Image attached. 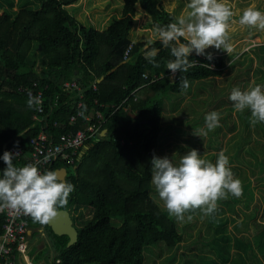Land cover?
I'll use <instances>...</instances> for the list:
<instances>
[{
	"label": "trees",
	"instance_id": "obj_1",
	"mask_svg": "<svg viewBox=\"0 0 264 264\" xmlns=\"http://www.w3.org/2000/svg\"><path fill=\"white\" fill-rule=\"evenodd\" d=\"M77 1L23 0L18 10H9L0 4V176L6 168L2 159L3 145L23 150V154L13 160L14 166L23 167L29 159L31 139L41 131V126H31L35 108L30 109L28 97L19 93L21 85L38 82L45 87L44 114L48 117L42 124L48 139L54 143L64 142L69 135L88 126L92 121L86 115L92 111L97 116L95 110H99L106 118L102 126V129H107L106 135L87 142L89 148L73 165L58 160L51 167L55 171L62 166H67V169L72 166L73 171L69 173L68 170L67 182L74 185V191L65 208L88 211L89 216L82 226H76L78 241L75 244L68 246L69 237L66 235H54L57 240L53 241V247L58 254L52 255L49 263L145 264V248L159 244H163L161 247L166 252L174 250L168 258L172 259L182 247V242L188 247L197 239L187 243L188 238L180 230L177 218L151 196L154 190L151 160L153 155L159 157L162 137L170 133L169 130L164 133L161 130L167 126L165 121L162 122L163 112H178L185 118L196 115L197 111L188 106L189 100L184 101V96L192 91L193 83L197 84V92L191 101L199 107H210L212 103L217 107L224 103L230 105L233 102L229 96L233 88L243 89L242 80L234 84L231 83L234 77L227 78L226 85L219 87L217 78L228 68L223 57L212 55L209 60L207 56H197L193 52L189 60L196 66L187 73L178 71L171 81L167 63L174 57L170 48L164 47L157 35L153 42L148 38L137 41L139 35L136 34L137 27L135 29L138 7L151 18L145 28H154L156 24L166 26L177 21L175 14L167 11L161 0H121V17L102 28L80 22L73 9L65 8ZM8 3L9 7L14 6L12 0ZM112 3L116 13L120 12L119 1L112 0ZM33 4L36 8L32 7ZM97 21L100 23L102 20ZM181 42L186 43L184 38ZM130 45V55L125 58L124 52ZM152 48L158 50L154 60L159 67L146 59V53ZM253 51L260 66L264 67V46H254ZM38 58H42L45 64L41 72L36 68ZM252 65L253 60L247 66ZM259 71H264V68ZM242 72L247 73V69H238V73ZM75 76L79 77L78 83L84 89L83 97L75 96L68 101V92L62 91L61 84ZM181 77L189 81L186 90L181 88ZM204 85H210L214 91L220 92L219 95L214 94L212 98L203 96ZM56 96L59 99L55 107ZM79 102H84V107L79 109ZM80 110H83V116L77 115ZM224 111L228 117L233 108L226 107ZM236 112L239 123L234 118L230 121L224 117L230 122V130L234 131L240 124L239 138L234 141L235 157L240 159L242 153L247 152L264 170V158L261 157L264 155V142L255 139L259 149L250 146L253 131L264 137V122H257L253 130L251 111ZM132 113L138 118L135 119ZM199 113L202 111L196 116ZM74 115L76 119L72 121ZM167 118L177 121L175 116L167 115ZM194 122L188 120L187 124L194 125ZM169 126L173 136L180 134L173 124ZM22 131L25 132L17 136ZM216 131L219 134V130ZM218 138L212 142L221 147L222 141ZM174 156L172 158L175 159ZM30 220L33 219L30 217ZM4 222L5 213L0 211V234ZM211 222L208 224L213 227ZM258 227L262 238L264 226L258 224ZM203 243L209 245V241ZM212 247L216 248L218 257L228 259L217 246ZM185 258H182V263H190ZM212 263L215 262L201 261V264Z\"/></svg>",
	"mask_w": 264,
	"mask_h": 264
},
{
	"label": "rangeland",
	"instance_id": "obj_2",
	"mask_svg": "<svg viewBox=\"0 0 264 264\" xmlns=\"http://www.w3.org/2000/svg\"><path fill=\"white\" fill-rule=\"evenodd\" d=\"M8 1L9 0H0V4L6 9L18 10L23 0H12L13 7H9ZM118 1L119 9L121 8V10L117 13L112 0H78L65 8L73 9V14L80 22L86 23L88 26L95 27L96 25L98 28H102L107 24H111L114 19L121 17L123 2L121 0ZM189 2L190 0H161L163 7L167 11L173 12L177 18L186 16L189 11L187 9V4ZM222 2L228 4L235 14L230 21L229 28L228 42L231 45L232 51L227 53L222 49H215L213 47L206 49L205 55L202 56H207L209 53L211 55H219L222 56L227 63L228 68L225 69L223 75L217 78L219 87H224L226 85L227 78L234 77L231 83L236 84L242 80L241 86L243 89H240L242 91L248 90L251 86L257 84L261 85L262 90H264V84L262 83L264 81V71H259V69L264 67L260 66L259 60L253 51L254 46H264V30L241 25L239 23L243 10L252 5H255L257 10L264 12V0H222ZM102 3H104V7ZM35 4H33V8H36ZM136 16L137 21L135 29L137 27L136 34L139 35L137 36V41L146 40L149 37H151L150 39L152 42L156 40L157 36L153 32V28H145L151 21L147 13L144 12L141 7H138V14ZM98 19L102 21L98 23ZM232 22L236 23V25H231ZM251 60H253V65L251 67L247 66ZM233 62L235 65H230ZM40 67L41 66L38 68L41 72ZM240 68H246L248 74L245 72H242V74L238 73V69ZM171 81H173V79H171ZM195 89L197 92V85H195ZM201 93L203 96L212 98L214 94L219 95L220 92L214 91L210 85H204V89ZM184 98V101L186 99L189 100L190 103L188 106L195 109L197 114L201 110L204 115L199 113L198 116H196L197 114H191L186 117L190 122H192V120L196 122H194V125L189 126L187 123L182 122V120L186 119L185 116H179L177 115L178 113H168L167 115H169V117L175 116L177 118V116H179L178 124H181L178 126L184 128V132L180 134L177 133V135L173 136V130L169 125L173 124L172 121H174V119L169 121L166 117V120L163 121H165L167 126L161 130L163 133L169 130L170 133L164 134L162 137V144L158 148L159 157L163 158L167 156L172 160L174 165H178L182 156L186 155L191 150H197L201 158L215 163L219 153L223 151L229 158L228 166L233 172L234 178L239 179L242 183L243 195L238 198V200H235L234 196L231 194H229L227 198L219 200L217 202V209L212 214L213 216L205 215L199 209L186 212L183 221L177 219L181 227L180 230L184 232L185 237L188 238L186 240L187 243L194 239L197 240L192 241L188 247L182 242V247L175 252L176 255L172 257V259L168 258L174 253V250L166 252V250L161 247L163 244L147 247L145 248V264H183L182 261L185 257V259L190 262L186 264H201V261L206 260H212L215 262L214 264H264V236L260 238L261 229L258 227V224L264 226V170H262L256 160L247 152H243L240 159L235 157L234 141L239 138L240 131L238 128L240 124L237 125L233 131L229 129L230 122L228 123L227 119H224V117L229 118L231 121V118H234L237 123H239L233 103L230 105L224 103L221 107H217V104L214 105L213 103L210 107H199L198 104L191 101L192 96H190L189 93H187ZM230 106L233 108V111L232 113H227L229 115L227 117L224 110L226 107ZM213 111L220 114V127L213 131H209L207 136L201 135L199 137L194 135V133L200 129L206 130L205 118H202V116H206ZM251 125L253 126L252 123ZM216 130H219V134ZM253 130H255L254 126ZM214 131H216L215 134ZM252 135L254 138L250 146H256L255 148L259 149L260 146L257 145L259 143H255L254 140L256 139L264 142V137L259 136L255 131H253ZM217 138L222 141L221 147L217 146L218 144L215 142H212V140ZM248 145L249 144H247V147ZM174 155H176L177 159H174ZM172 156L174 157L172 158ZM261 157L264 158V155L262 154ZM68 170L70 171L69 173H71L73 171L72 166H69ZM153 187L154 190L151 196L166 209L154 185ZM71 214L74 224L78 227L82 226L89 216L88 211H79L75 208H71ZM189 216L192 217L191 220L188 219ZM211 220L213 222H211L213 227L208 224V221ZM46 234L47 238L45 240L42 239V243L51 244L53 241L57 240L56 236L48 231V228ZM224 238H226V240ZM203 241H209V245H205ZM211 245L214 247L217 246L220 251L226 253L228 259L223 260L218 257L215 251L216 248H213ZM34 249H38V246H34ZM182 253H185L187 256L185 254L182 255Z\"/></svg>",
	"mask_w": 264,
	"mask_h": 264
},
{
	"label": "clouds",
	"instance_id": "obj_3",
	"mask_svg": "<svg viewBox=\"0 0 264 264\" xmlns=\"http://www.w3.org/2000/svg\"><path fill=\"white\" fill-rule=\"evenodd\" d=\"M187 9L186 16H180L176 22L166 26L156 24L153 28L154 34L164 47L170 48L171 56L174 57L167 63L173 80L178 71L187 73L196 66L194 61L189 60L193 51L197 56L205 55V50L213 47L227 53L232 51L228 42L229 28L235 14L228 4L222 0H190ZM239 23L264 30V12L252 5L243 10ZM181 38L186 43H182ZM157 52V49L152 48L146 53V59L155 67H159L154 60ZM207 59H212L210 53ZM180 83L182 90L188 89L187 78L181 77ZM229 100L236 111H251L253 125L264 122V90L261 85L251 86L245 91L233 88ZM40 104V98L29 91L28 107L39 111L42 110ZM79 114L83 116V112ZM220 119L218 112L208 113L205 116L206 130L200 129L194 135L207 136L209 131L220 127ZM17 155L6 151L2 157L6 168L0 176V210L9 208L31 216L42 225L47 224L58 214L59 209L67 206L74 185L66 182L58 171L41 172L32 164L14 166L13 160ZM228 165L229 158L223 151L215 163L201 158L197 150L182 156L178 165H174L167 156L160 158L153 155L152 183L166 210L178 220L183 221L186 212L197 209L210 215L217 209L219 200L227 198L229 194L236 198L243 195L242 183L234 178Z\"/></svg>",
	"mask_w": 264,
	"mask_h": 264
},
{
	"label": "built area",
	"instance_id": "obj_4",
	"mask_svg": "<svg viewBox=\"0 0 264 264\" xmlns=\"http://www.w3.org/2000/svg\"><path fill=\"white\" fill-rule=\"evenodd\" d=\"M132 45H130L124 54L125 58H128ZM93 88L96 89V84L93 83ZM32 93L33 96H38L41 100V104L38 112L44 115L45 112V94L40 90L39 85L34 83L26 89ZM63 91L77 94L78 97H83L84 89L80 86L77 80L67 83L63 86ZM59 96H56L54 106H58ZM124 103V102H123ZM122 103V104H123ZM122 104L116 107L119 108ZM79 109L84 107V102H79ZM83 112L80 110L79 113ZM97 116L89 115L86 118L92 121L86 129L78 130L76 134L69 135L64 142L54 143L46 134H40L34 137L31 142L30 157L26 162V165L32 164L37 166L41 172L51 170L52 165L58 161L63 160L70 164L75 163L76 156L80 149L89 141L98 139L102 131V126L106 122V118L99 110H95ZM84 115V112H83ZM76 115L71 117V120H75ZM96 119V121H93ZM10 153L18 154L21 156L23 150L13 147L10 149ZM47 157V159H45ZM5 213V222L3 225V232L0 234V264H50V259L36 260L35 255L32 254L30 240L31 236V222L28 215L17 213L15 210L9 208H3ZM51 262V261H50ZM60 260H57V263Z\"/></svg>",
	"mask_w": 264,
	"mask_h": 264
},
{
	"label": "crops",
	"instance_id": "obj_5",
	"mask_svg": "<svg viewBox=\"0 0 264 264\" xmlns=\"http://www.w3.org/2000/svg\"><path fill=\"white\" fill-rule=\"evenodd\" d=\"M151 37H149L148 39H150ZM126 51V50H125ZM124 54H125V52H124ZM39 66H41L40 67V69H41V71L44 69V67H45V64H44V62H43V60H42V58H38V63H37V66H36V68H37V70L39 71ZM40 72V71H39ZM77 79H79V77H77V76H75L72 80H68V81H66L65 83H63V85L61 84V87H62V91H63V86L64 85H66L67 83H69V82H72L73 80H77ZM78 81V80H77ZM174 81V80H173ZM34 83H37L38 85H39V88H40V90H42V91H44V94H45V90L46 89H44L45 87H41L40 86V84L38 83V82H33L32 84H26V85H21L20 87H19V93L20 94H23V95H26L27 97H28V91L26 90L29 86H31V85H33ZM195 85H197L196 83H193V85H192V91L189 93L190 94V96H193V94H194V92H195ZM46 95V94H45ZM75 96H77V94L75 93V94H72V93H69L68 92V97H67V100L69 101L72 97H75ZM56 100V99H55ZM188 100L186 99V101L185 102H187ZM170 114V113H174V114H176V113H178V112H171V111H168V112H166V111H164L163 112V118H162V121L164 120V119H166V117H167V114ZM94 114V112H89L86 116H89V115H93ZM177 115H180V114H177ZM132 116L135 118V119H137L138 118V115L137 114H135V113H132ZM47 117H48V115H41V113H39L36 109H35V111H34V115H33V118H34V122H33V124L31 125V126H37V125H39V126H41V131L39 132V134H38V136L40 135V134H46L45 132H44V128H45V125L44 124H42V122L43 123H45L46 121H47ZM177 121H172V123H173V127H174V129L176 130H178V132L179 133H183L184 132V128H181V127H179L178 125H180V124H178L179 123V116H177ZM185 119V118H184ZM182 122L183 123H187V120L185 119V120H182ZM55 125H59V124H57V123H55ZM172 125V124H171ZM187 125V124H186ZM87 127V126H86ZM86 127L85 128H81V129H79V130H83V129H86ZM105 129H102V131H101V133H100V135L98 136V138L99 137H104V134L105 133H107V132H105L104 131ZM25 132V131H24ZM23 131L22 132H20L17 136H19V135H22L23 133H24ZM105 132V133H104ZM47 135V134H46ZM106 135V134H105ZM37 137V136H36ZM33 139V138H32ZM31 139V140H32ZM62 143V142H61ZM60 143V144H61ZM13 147H16V146H12V147H8L7 148V145L6 144H4L3 145V149H2V156H3V154H4V152H10V149L11 148H13ZM16 148H18V147H16ZM89 148V146L87 145V143L80 149V151H79V153H78V155L76 156V159H75V162H76V160H78V158H81L82 156H83V154L85 153V151H86V149H88ZM21 149V148H20ZM31 151V150H30ZM30 157V152H29V155H28V158ZM59 161H62V162H65V161H63V160H59ZM66 163V162H65ZM73 165V164H72ZM69 166H71V165H69ZM62 167H66L67 168V166H62ZM59 168H61V167H59ZM59 168H57V169H59ZM56 169V170H57ZM67 176H68V169H67V175H66V182H67ZM64 209H68V208H64ZM70 209V212H71V208H69ZM0 211H3V209L2 210H0ZM30 222H31V236L29 237V240H30V246H31V250H33L32 251V254L33 255H35V258H36V260H38V261H42V260H44L45 258L46 259H51L53 256L52 255H57L58 254V252L55 250V248L53 247V242L51 243V244H49V243H42L41 242V240L42 239H46L47 238V234H46V231H47V226L45 225V227H44V225H42V224H40V223H38V222H35L34 220H30ZM48 231L52 234V235H55L54 233H52L51 232V230L48 228ZM38 246V249H34V246ZM50 246H51V248H50ZM33 252H36V253H33ZM52 256V257H51Z\"/></svg>",
	"mask_w": 264,
	"mask_h": 264
},
{
	"label": "water",
	"instance_id": "obj_6",
	"mask_svg": "<svg viewBox=\"0 0 264 264\" xmlns=\"http://www.w3.org/2000/svg\"><path fill=\"white\" fill-rule=\"evenodd\" d=\"M104 131L107 132V129H105ZM55 171L60 172L61 176L66 181V175H67L66 167H61ZM47 226L50 228L52 233H54L57 236H63V235L68 236L69 237L68 246H71L78 241V229L74 224V220L72 218V214L69 208L59 209L58 214L52 219H50V221L47 223Z\"/></svg>",
	"mask_w": 264,
	"mask_h": 264
}]
</instances>
